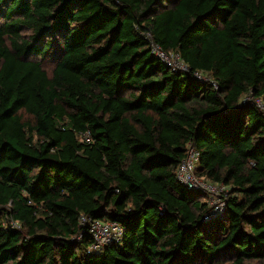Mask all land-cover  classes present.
<instances>
[{
	"label": "trees",
	"instance_id": "1",
	"mask_svg": "<svg viewBox=\"0 0 264 264\" xmlns=\"http://www.w3.org/2000/svg\"><path fill=\"white\" fill-rule=\"evenodd\" d=\"M187 144L197 175L228 187L220 210L178 180ZM94 218L121 240L88 251ZM253 260L264 0H0V264Z\"/></svg>",
	"mask_w": 264,
	"mask_h": 264
},
{
	"label": "built area",
	"instance_id": "2",
	"mask_svg": "<svg viewBox=\"0 0 264 264\" xmlns=\"http://www.w3.org/2000/svg\"><path fill=\"white\" fill-rule=\"evenodd\" d=\"M152 52L163 58L167 65L173 69L187 70L186 65L179 58V61L184 66L177 67L169 59L170 53L165 52L156 44H152ZM88 141V139H85ZM199 151L191 144H187L186 156L178 164L176 169V176L178 180L189 188L200 189L206 195L217 197L221 201L222 196L226 193L227 187L222 183L212 182L204 177L197 175ZM217 203L221 207V202ZM87 231L91 236V244L88 246V251H101L106 245L111 243H118L122 236V227L120 224L113 222L107 218H94L87 221Z\"/></svg>",
	"mask_w": 264,
	"mask_h": 264
},
{
	"label": "rangeland",
	"instance_id": "3",
	"mask_svg": "<svg viewBox=\"0 0 264 264\" xmlns=\"http://www.w3.org/2000/svg\"><path fill=\"white\" fill-rule=\"evenodd\" d=\"M169 59L172 61V63H174L177 67H183L184 64L181 63V61H179L178 59V56L176 55V53H170V56H169ZM43 65L44 67L47 69V71H51L54 67V62L52 61V59L49 57V58H46L45 60H43ZM247 99L246 96L243 97V99ZM251 99V98H250ZM256 103L258 104L259 107H261L263 109V107L261 106L262 105V102L260 100H256ZM23 118L24 120H30L31 118L23 113ZM227 191H228V187H227ZM206 199L204 200L205 202H207V205L210 207V208H213V209H216V210H220V208L218 207L219 205L217 203H219V199H217V197H212V196H208L206 195ZM16 226V223L14 224ZM251 264H264V261L261 260V261H256V260H253V261H250Z\"/></svg>",
	"mask_w": 264,
	"mask_h": 264
}]
</instances>
